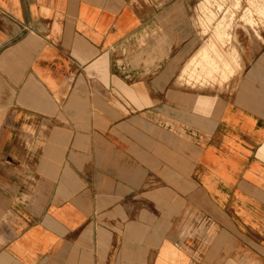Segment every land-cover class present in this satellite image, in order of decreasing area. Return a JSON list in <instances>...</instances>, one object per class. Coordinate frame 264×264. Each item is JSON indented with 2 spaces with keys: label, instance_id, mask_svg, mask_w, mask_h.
<instances>
[{
  "label": "crops",
  "instance_id": "crops-1",
  "mask_svg": "<svg viewBox=\"0 0 264 264\" xmlns=\"http://www.w3.org/2000/svg\"><path fill=\"white\" fill-rule=\"evenodd\" d=\"M198 2L0 0V264H264V27Z\"/></svg>",
  "mask_w": 264,
  "mask_h": 264
},
{
  "label": "rangeland",
  "instance_id": "rangeland-1",
  "mask_svg": "<svg viewBox=\"0 0 264 264\" xmlns=\"http://www.w3.org/2000/svg\"><path fill=\"white\" fill-rule=\"evenodd\" d=\"M192 15L197 31L208 37L209 49L205 50V62L218 66L217 62L224 63L225 57H235L236 50L232 43L234 28L242 24L264 27V0H199ZM209 51L215 54L216 62L209 57ZM216 74L219 75V70ZM204 77L208 80L213 75L208 71ZM189 79H192V73Z\"/></svg>",
  "mask_w": 264,
  "mask_h": 264
},
{
  "label": "bare ground",
  "instance_id": "bare-ground-1",
  "mask_svg": "<svg viewBox=\"0 0 264 264\" xmlns=\"http://www.w3.org/2000/svg\"><path fill=\"white\" fill-rule=\"evenodd\" d=\"M231 37V36H230Z\"/></svg>",
  "mask_w": 264,
  "mask_h": 264
}]
</instances>
